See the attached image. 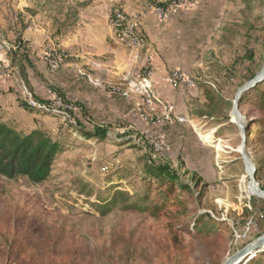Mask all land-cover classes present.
<instances>
[{"label": "rangeland", "instance_id": "rangeland-1", "mask_svg": "<svg viewBox=\"0 0 264 264\" xmlns=\"http://www.w3.org/2000/svg\"><path fill=\"white\" fill-rule=\"evenodd\" d=\"M172 1L185 0H0V119L62 146L45 183L0 177V264H225L264 235V199L251 187L264 192V130L255 124L264 80L246 89L264 73V0H203L166 16L151 9ZM19 40L35 67L27 80L9 56ZM175 71L193 86L160 83L151 103L130 84ZM49 86L80 105L71 109L86 131L106 127L107 138L80 137L71 118L27 109L41 107L32 92L52 111L67 109ZM150 159L192 186L178 191L183 218L174 208L158 217L126 209L146 195L165 199L143 180ZM119 190L128 198L104 215ZM200 223L211 231L199 233ZM253 258L241 264H264V252Z\"/></svg>", "mask_w": 264, "mask_h": 264}, {"label": "trees", "instance_id": "trees-1", "mask_svg": "<svg viewBox=\"0 0 264 264\" xmlns=\"http://www.w3.org/2000/svg\"><path fill=\"white\" fill-rule=\"evenodd\" d=\"M161 6H167V4ZM17 47L18 49L10 52L9 56L14 65L20 68L24 79L27 80L26 67L29 66L32 69L35 67L30 59L29 53L25 51V45L22 40L18 41ZM260 86L258 85L254 90H259ZM49 88L67 106L64 112L55 113L50 109L52 105L50 101L39 97L33 92L32 98L41 107L38 108L26 104V108L41 115H50L56 118H71L74 120L73 124L75 126L73 127H75L80 137L93 138L95 140L107 138L109 129L106 127L96 125L93 132L86 131L84 123L74 115L71 109L79 107L80 105L73 104L61 88L56 86H49ZM205 95L212 104L216 102L210 90H205ZM259 110L264 112V101L259 102ZM83 115L89 123L94 124L89 117H86V113H83ZM255 124L261 127V132H263L264 119H257ZM61 150L62 146L59 141L53 140L44 131L34 130L29 133H23L7 125L0 119V177L12 181L18 180L19 178H27L31 183L41 185L49 180L53 171V165ZM144 175L145 178L143 180L147 182L148 193L152 191L154 186H157V190L163 192L165 199L162 202L152 203L153 201H150V195H146L144 199L145 204L139 205L138 203H133L126 208L128 211L150 212L154 217H158L160 215L171 214L172 212L170 210L174 208L176 209L177 218L180 219L187 215L188 209L180 198V195H178V191L179 188L181 190L192 191L193 188L190 184L183 182V179L169 165L157 164L152 159L147 161ZM128 196V193L119 190L115 193L112 203H110L111 207L109 211H105L108 209L107 206L101 207L100 209L106 215L113 210V207L117 206L119 201H125ZM202 225L203 223H200L199 226L197 225V231L208 234L211 229H204ZM261 252H264V248L260 249L258 254ZM258 262L255 261L252 264Z\"/></svg>", "mask_w": 264, "mask_h": 264}, {"label": "built area", "instance_id": "built-area-1", "mask_svg": "<svg viewBox=\"0 0 264 264\" xmlns=\"http://www.w3.org/2000/svg\"><path fill=\"white\" fill-rule=\"evenodd\" d=\"M201 1L203 0L172 1L171 3L167 4V6H160L157 8L151 7V9H153L157 14L161 16H166L170 12L176 11L182 5L193 6L195 3H198ZM123 21H124L123 16L121 14H118L114 26L117 29H120L122 27ZM133 27L134 25L131 26L130 28L131 31L126 37H127L128 47L132 48L133 51H136V49L139 48L141 45V40L133 33L134 31ZM132 57L134 58V60L138 59L137 56H132ZM160 83H162V85L164 86H176L180 83H184L189 87L193 86V82L190 79H185V77L178 71H175L171 75L163 79H160L159 81L157 80L156 82L152 80L151 76H147V77L142 78V80L138 84L134 82H131L130 84H131V87L136 88L145 97L148 103H151V100L155 98L153 89H155V86H159ZM32 106L37 107L38 105H36L35 103H32Z\"/></svg>", "mask_w": 264, "mask_h": 264}, {"label": "water", "instance_id": "water-1", "mask_svg": "<svg viewBox=\"0 0 264 264\" xmlns=\"http://www.w3.org/2000/svg\"><path fill=\"white\" fill-rule=\"evenodd\" d=\"M263 80H264V73L253 83H251L248 87H246V89L258 85V83H260ZM253 184L257 187V189L259 188L255 181ZM262 248H264V235L257 238V240H255L250 245H247L242 250L238 251L230 259H228V261L225 264H241L249 260L250 258L256 256L257 252Z\"/></svg>", "mask_w": 264, "mask_h": 264}, {"label": "bare ground", "instance_id": "bare-ground-1", "mask_svg": "<svg viewBox=\"0 0 264 264\" xmlns=\"http://www.w3.org/2000/svg\"><path fill=\"white\" fill-rule=\"evenodd\" d=\"M251 172V171H250ZM254 190V192L262 199H264V192L260 190V188L257 189V187L253 184V186H251ZM253 259V258H252Z\"/></svg>", "mask_w": 264, "mask_h": 264}]
</instances>
